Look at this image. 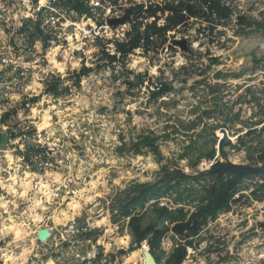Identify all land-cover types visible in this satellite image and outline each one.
I'll list each match as a JSON object with an SVG mask.
<instances>
[{
    "label": "rangeland",
    "instance_id": "obj_1",
    "mask_svg": "<svg viewBox=\"0 0 264 264\" xmlns=\"http://www.w3.org/2000/svg\"><path fill=\"white\" fill-rule=\"evenodd\" d=\"M223 1L233 7L235 16L226 28L218 29L220 33L210 36L199 30L202 24L194 23L170 36L157 51L144 55L135 50L124 65L111 67L101 59L100 48L107 40L123 36L130 0L119 2L125 9L91 0L95 18L105 22L102 27L52 7L51 0H3L0 117L12 112L6 125L0 126V264H142L144 252L130 251L127 230L113 224L109 213L116 195L130 184H151L161 177L157 157L150 152L133 154L131 142L152 133L158 137L165 164L174 162L190 144L180 122L195 119L203 110L212 112L206 122L218 126L214 130L218 140L224 116L233 118L238 113L237 120L228 121L227 134L224 131L231 144L250 124L264 120V33L236 23L238 17H263L264 0ZM37 20L43 35L36 34L32 25L20 31L24 22ZM180 41L185 42V50ZM83 66L91 72L77 86L72 75ZM137 73L171 81L174 90L153 103L146 82L127 90L126 77L131 74V81ZM219 73L225 77L217 78ZM56 76L67 91L54 98L44 91L45 83ZM197 81L222 84L221 92L210 95ZM247 87L258 104L249 101ZM217 98H221L218 103ZM261 126L264 123L257 128ZM201 129L188 133L197 147L212 138L209 127L199 133ZM249 139L244 138L246 145L257 144L258 140ZM31 147L42 149L46 160L27 161L25 153ZM226 150L227 160H220L223 169L248 172L255 167L247 159L246 148ZM202 161L206 165L199 164L195 170L186 161L177 165L192 175L213 164ZM261 177L249 175L241 181L231 210L208 223L195 248H188L183 264H264ZM159 203L171 206L166 199ZM10 225L18 236L4 229ZM42 230L49 232L45 241L38 240ZM172 244L166 237L161 246L169 252ZM99 254L101 259L95 262ZM8 257L16 259L6 262Z\"/></svg>",
    "mask_w": 264,
    "mask_h": 264
},
{
    "label": "trees",
    "instance_id": "obj_2",
    "mask_svg": "<svg viewBox=\"0 0 264 264\" xmlns=\"http://www.w3.org/2000/svg\"><path fill=\"white\" fill-rule=\"evenodd\" d=\"M52 7L72 13L77 17L90 19L96 23L97 27L104 25V20L95 18V8L90 4L91 0H51ZM111 2L114 7L119 6L121 0H101L102 3ZM125 9L127 18L124 24L128 28L120 38L107 40L101 45L102 60L108 62L112 67L115 63L124 65V61L135 50H142L144 55L157 51L163 47L170 36L180 33L183 28H190L194 23L202 24L199 30L208 32L211 36L218 29L226 28L235 16L233 7L223 0H156L132 1ZM100 3H98L99 5ZM97 5V6H98ZM114 9V8H113ZM238 26L254 28L264 33V15L260 19L237 18ZM23 33L33 26L36 34L43 35L41 31V21L34 23L24 22ZM188 31V30H187ZM172 33V34H171ZM220 33V32H219ZM34 37L30 39V42ZM44 47L47 46L48 38H42ZM112 45L113 51H111ZM91 72L90 68L83 66L79 73H73L75 84L78 86L83 77H87ZM131 75V74H130ZM129 75V76H130ZM127 76V90H132L135 86H142L145 82L150 89L149 97L153 103L168 96L174 90L171 81L162 80L161 77H148L146 73H137L130 81ZM217 78L225 76L217 74ZM197 84L208 90L210 95L220 93L222 84H208L205 81H197ZM63 81L59 76L52 77L51 81L45 83V94L54 98L67 91L62 89ZM264 88V87H263ZM264 93V89L262 91ZM246 93L251 95L250 100L258 104V100L251 87H247ZM221 98H217V103ZM25 104V103H24ZM12 111L3 113L0 117V126L6 125ZM212 112L208 109L201 111V114L188 122H180V129L184 135L188 136L190 144L186 145L174 162L163 164L158 149L157 139L152 133L141 135L136 141L131 142V151L135 155H142L150 152L157 157L160 163L161 177L154 183H132L129 187L120 191L110 205V220L117 224L121 229H126L131 238L130 251L139 249L146 243L150 255L156 264H183L187 257L188 248H195V241L201 231L213 222L221 213L229 212L232 204L235 203L234 197L240 192L241 181L249 175L225 173L220 167V160H227L228 151L226 148L238 151L244 147L247 151V159L251 165L257 166L264 163V137L262 133L264 126L261 119L248 126L244 135L237 137V143L231 144L227 136L224 135L228 121H235L238 113L233 118L224 116L222 129L223 135L219 140L214 137L216 126H208L206 120L212 119ZM202 126V133L205 128H210L211 140L197 147L196 141L192 140L188 133H194ZM227 134V132H226ZM170 136V134L168 133ZM167 136V135H166ZM201 135H199L200 137ZM262 137V138H261ZM244 138L250 141L258 140L257 144L246 145ZM217 143V148L215 145ZM125 145V144H124ZM43 150L33 148L25 153L26 160L41 158L46 160ZM29 153V154H28ZM201 160L212 161L213 164L207 171L189 175L178 168L177 163L186 161V166L195 170ZM263 180L264 178L261 177ZM162 199L168 200L171 206L160 205ZM261 200V199H259ZM90 236L89 233L85 234ZM169 237L173 244L169 252H165L161 246L162 240ZM118 254H123V251ZM101 254L95 259L99 262ZM106 264V263H103Z\"/></svg>",
    "mask_w": 264,
    "mask_h": 264
},
{
    "label": "water",
    "instance_id": "obj_3",
    "mask_svg": "<svg viewBox=\"0 0 264 264\" xmlns=\"http://www.w3.org/2000/svg\"><path fill=\"white\" fill-rule=\"evenodd\" d=\"M124 22V21H123ZM181 49L185 50L186 49V45L184 41H180L179 43ZM220 169L223 170L225 173H233V174H240V175H256V176H262L264 178V163L257 165L255 167H249V171L248 172H236V171H232V170H225L220 166ZM49 237V232L47 230H42L38 233V240L40 241H45L47 238ZM144 254H148L152 261L153 264H156L155 261L153 260L152 256L148 251H143Z\"/></svg>",
    "mask_w": 264,
    "mask_h": 264
},
{
    "label": "bare ground",
    "instance_id": "obj_4",
    "mask_svg": "<svg viewBox=\"0 0 264 264\" xmlns=\"http://www.w3.org/2000/svg\"><path fill=\"white\" fill-rule=\"evenodd\" d=\"M60 65V64H59ZM0 184H1V186H3V182H2V180H1V178H0ZM10 187V186H9ZM11 189V188H10ZM15 225V224H14ZM13 225H10V226H8V227H5L4 229L5 230H9V231H14L15 232V235H17L18 236V234H19V232H18V230H15V229H13ZM141 252V251H140ZM137 254V252H134V253H132V256L133 255H136ZM142 254V253H141ZM14 259H16V258H12V257H8L7 258V260H6V262L7 261H10V262H12ZM128 260V259H127ZM141 260L143 261L142 262V264H153V261H152V259H151V257L148 255V254H143V257H141ZM45 264H53L52 263V261H48L47 263H45Z\"/></svg>",
    "mask_w": 264,
    "mask_h": 264
},
{
    "label": "built area",
    "instance_id": "obj_5",
    "mask_svg": "<svg viewBox=\"0 0 264 264\" xmlns=\"http://www.w3.org/2000/svg\"><path fill=\"white\" fill-rule=\"evenodd\" d=\"M3 2V0H0V6H2V5H5L6 3H2ZM98 3L99 2H97V4L96 5H98ZM206 165V163H204V161H202L201 163H200V166L202 167V166H205ZM140 251H148V246L146 245V243H144V244H142L141 245V247H140Z\"/></svg>",
    "mask_w": 264,
    "mask_h": 264
}]
</instances>
